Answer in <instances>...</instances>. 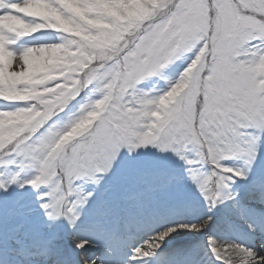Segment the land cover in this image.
Here are the masks:
<instances>
[{"label": "rangeland", "instance_id": "374dc122", "mask_svg": "<svg viewBox=\"0 0 264 264\" xmlns=\"http://www.w3.org/2000/svg\"><path fill=\"white\" fill-rule=\"evenodd\" d=\"M262 178L264 0H0V256L208 216Z\"/></svg>", "mask_w": 264, "mask_h": 264}, {"label": "bare ground", "instance_id": "6f19581e", "mask_svg": "<svg viewBox=\"0 0 264 264\" xmlns=\"http://www.w3.org/2000/svg\"><path fill=\"white\" fill-rule=\"evenodd\" d=\"M30 7V5H26ZM257 190H251L246 195L236 198V200L231 202L225 210H220L222 212L217 213L218 216L221 213L227 218H224L223 223L220 225L217 221V216L209 221V225L201 224L200 220L196 217H184L179 216L175 218H170L164 223L156 224L152 226L151 229L147 231L137 232V235H134L128 240V247H122V249H115L113 244L104 243L106 248H108L109 255L100 256L95 250H91L88 244H91V238L84 234L75 235L73 233H65V243L70 245V248L73 249L70 259L71 263L65 264H134L132 260H138L140 258H148L149 261L154 264H161L159 258H165L171 256L169 246L174 242L184 243L187 238L193 234L198 235L199 239L197 240L202 245L208 246L212 250L211 258H213L216 264H256L254 259V253L264 252V242H261L260 245H256L252 238L250 237L243 244L238 242V236L232 235L231 232L227 230V227H231L232 224L236 225L238 220L241 224L242 222L250 221V226L255 228V231H261L264 229V226L260 224L257 225L255 220H251L249 214L251 213L248 208V203H264V194H258ZM264 213V211H260ZM264 215V214H263ZM215 222L217 228L215 227ZM133 225V224H132ZM186 226V227H182ZM195 226V227H193ZM244 226V224H243ZM245 226V228H249ZM169 228H175L176 231L171 232L167 237L162 241H159L160 247L157 248L158 252H154L153 255L133 258L129 257L132 253H135L137 248H146L148 242L153 241L160 233L167 231ZM135 227H130V231H133ZM155 230L152 235H148L151 230ZM231 229V228H229ZM232 230V229H231ZM136 231V229H135ZM152 232V231H151ZM254 232V231H253ZM252 230H249L248 236L253 233ZM81 241H87L83 248L76 247L77 243ZM194 242H189L178 246V254L181 257L184 255L188 257L189 255H196L201 251V246ZM102 248V246L100 247ZM251 250V251H250ZM176 255V256H177ZM129 258V259H128ZM194 264H199L197 261H194Z\"/></svg>", "mask_w": 264, "mask_h": 264}, {"label": "snow or ice", "instance_id": "6c2138e0", "mask_svg": "<svg viewBox=\"0 0 264 264\" xmlns=\"http://www.w3.org/2000/svg\"><path fill=\"white\" fill-rule=\"evenodd\" d=\"M188 163L191 164L192 161L189 160ZM45 207H47V205H45ZM4 219H5V214H4L3 202L0 201V226L3 225ZM182 227H186V226H182ZM174 231H176L175 228H169L167 231L160 233L156 238H154L153 241L148 242L146 248L144 247L137 248L135 250L136 255L140 257L153 255L155 250L160 247L159 241H162L165 237H167L171 232H174ZM86 243L87 241H81L80 243L76 244V247L83 248ZM254 259L256 261V264H264V252L262 253L255 252Z\"/></svg>", "mask_w": 264, "mask_h": 264}]
</instances>
